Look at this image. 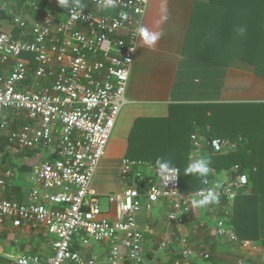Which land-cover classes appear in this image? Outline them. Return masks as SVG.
<instances>
[{
	"label": "built area",
	"instance_id": "1",
	"mask_svg": "<svg viewBox=\"0 0 264 264\" xmlns=\"http://www.w3.org/2000/svg\"><path fill=\"white\" fill-rule=\"evenodd\" d=\"M151 0H83L81 15L69 13L57 17L56 0H32L30 7L41 15L22 38L0 29V132L8 133L10 142L26 149H45L55 159L40 162L33 168L32 181L38 186L31 193L29 204L0 198V232L11 222L15 228L42 226L52 237L53 255H24L15 264H98L75 249V242L89 248L106 243L110 251L105 264H149L144 256V235L137 217L151 211L160 201H169L170 222L178 225L192 220L190 200L200 198V191L191 196L181 192V172L167 181L156 170L154 179L139 188L137 171L145 168L141 161L125 159L121 178L125 190L108 197L116 207L117 217L103 216L101 202L93 188L95 177L126 107L127 90L138 53V29L144 26ZM54 4L42 12V5ZM14 25L22 32L28 23L15 18ZM135 48L134 51L129 49ZM33 56L32 62L23 55ZM26 115L31 121L19 130H10L9 115ZM192 153L210 147L222 154L238 148V141L225 138L202 139L191 136ZM242 142V139H239ZM235 166L234 175L218 180L209 174L204 190L220 183L219 203L233 205L249 178ZM13 176L11 171L0 175V189ZM217 234L227 237L241 248H252L251 241H241L220 221ZM187 239L182 241L181 260L189 264L193 256ZM210 258V252L204 255ZM239 264H248L243 260Z\"/></svg>",
	"mask_w": 264,
	"mask_h": 264
},
{
	"label": "crops",
	"instance_id": "2",
	"mask_svg": "<svg viewBox=\"0 0 264 264\" xmlns=\"http://www.w3.org/2000/svg\"><path fill=\"white\" fill-rule=\"evenodd\" d=\"M209 1H150L144 26L161 32L162 36L152 48L140 40L127 90L128 103L118 120L115 136L109 142L93 183L103 216L109 220H115L117 214L116 207L109 203L108 197L125 190L121 169L123 161L128 159L132 131L138 124L148 126L149 120L168 118L174 108L189 110L188 107L199 105L206 107L264 102V78L243 62L235 44H228L226 38L213 39L215 20H211L207 14H214V11L195 8L197 3ZM51 8L42 6L41 9L44 12ZM40 15V12L30 7V3L19 7L17 0H0V29L15 32L19 28L14 25L15 18H22L28 23V29L20 31L16 35L18 38H22L25 33L28 34V40H32L31 26ZM163 16L167 19L158 23ZM230 46H234L233 52L229 51ZM26 59L33 65V56ZM20 117H23L22 123L18 121L13 130L31 124L26 115L17 117L11 113L10 125ZM141 120L146 121L141 123ZM7 136L8 133L0 132V175L11 171L13 176L6 181L5 188L0 189V198L29 204L32 191L38 187L32 181L33 168L42 161L55 158L45 149H22L11 143ZM207 150L205 147L200 151L196 159L207 158ZM154 167L145 166L137 174L143 170L148 182L155 177ZM209 167L210 174L216 175L218 180L231 178L229 172H218ZM172 210L169 201H160L151 211L143 210L137 217L139 229L144 235L146 263L175 264L182 258V241L187 239L193 252L189 264H239L240 260L248 264H264L263 242L255 244L251 241L253 247L244 249L217 234V224L223 219L218 203L201 209L191 208L192 220L184 225L169 221L168 215ZM226 228L234 233L229 226ZM51 239L42 226L15 228L8 222L0 232V264H15L16 259L24 255L49 258L53 255ZM75 249L84 257L95 259L98 264H105L110 251L106 243H95L84 248L79 241L75 242ZM207 252H210V259L204 258Z\"/></svg>",
	"mask_w": 264,
	"mask_h": 264
},
{
	"label": "trees",
	"instance_id": "3",
	"mask_svg": "<svg viewBox=\"0 0 264 264\" xmlns=\"http://www.w3.org/2000/svg\"><path fill=\"white\" fill-rule=\"evenodd\" d=\"M31 1L17 0V5L23 7ZM55 5L57 17H65L68 9L58 2ZM42 6L48 8L52 4L50 2ZM195 8L214 11V14H207L211 20H215L213 39L226 38L228 44H235L243 62L264 78V0H210L197 3ZM240 27L245 29L243 35L238 34ZM20 31L17 28L13 34L16 36ZM229 51L233 52L234 46H230ZM29 56L26 54L22 58ZM188 108H174L168 118L149 120L148 126L138 124L130 137L128 159L143 161L148 167L155 165L158 158L170 160L172 166L181 172V192L187 196L205 187L200 178L185 176L184 173L190 162L192 134L198 132L207 140L225 138L238 141L237 149L222 154L206 147L207 159L211 161L212 168L233 176L235 166L240 165L241 172L249 178V185L233 205L226 201L219 204L220 217L241 241L264 243V102ZM22 119L14 120L11 130L18 121L22 123ZM145 175L141 170L136 177L142 190L147 183Z\"/></svg>",
	"mask_w": 264,
	"mask_h": 264
},
{
	"label": "clouds",
	"instance_id": "4",
	"mask_svg": "<svg viewBox=\"0 0 264 264\" xmlns=\"http://www.w3.org/2000/svg\"><path fill=\"white\" fill-rule=\"evenodd\" d=\"M59 5H62L64 8L69 10V13H76L81 15L82 11L86 8V5L83 3V0H57ZM113 0H106V7H111ZM167 17H161V20L158 23H162L166 20ZM239 35H243L245 29L240 27L238 30ZM138 34L142 43L152 48L155 46L156 42L161 38L162 33L159 31H153L149 28L141 25L138 29ZM130 51H134L135 48L129 49ZM211 161L205 157H200L198 159H191L188 165L186 166L184 173L185 176H195L200 178L203 183H208V176L211 172V168L209 165ZM156 171L160 175V177L169 182L175 181L177 179V169L172 166V162L167 159L158 158L155 161ZM220 183H216L213 187L208 188L206 190L202 189L200 192L199 199H191L190 205L192 209H201L205 208L211 204L219 203V194L217 189L221 188Z\"/></svg>",
	"mask_w": 264,
	"mask_h": 264
},
{
	"label": "rangeland",
	"instance_id": "5",
	"mask_svg": "<svg viewBox=\"0 0 264 264\" xmlns=\"http://www.w3.org/2000/svg\"><path fill=\"white\" fill-rule=\"evenodd\" d=\"M117 127H118V124L116 125V128H115V130H114V132H113V135H112L111 139H113V138H114V136H115V133H116L115 131H116ZM130 156H131V155H130ZM130 156H129V157H130Z\"/></svg>",
	"mask_w": 264,
	"mask_h": 264
}]
</instances>
